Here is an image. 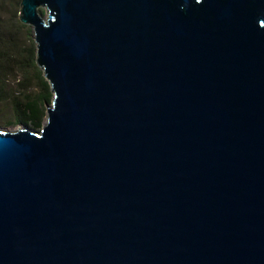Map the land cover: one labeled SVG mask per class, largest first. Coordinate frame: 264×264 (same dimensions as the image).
Returning a JSON list of instances; mask_svg holds the SVG:
<instances>
[{
	"label": "water",
	"instance_id": "95a60500",
	"mask_svg": "<svg viewBox=\"0 0 264 264\" xmlns=\"http://www.w3.org/2000/svg\"><path fill=\"white\" fill-rule=\"evenodd\" d=\"M52 91L0 129V264H264V0H21Z\"/></svg>",
	"mask_w": 264,
	"mask_h": 264
},
{
	"label": "trees",
	"instance_id": "16d2710c",
	"mask_svg": "<svg viewBox=\"0 0 264 264\" xmlns=\"http://www.w3.org/2000/svg\"><path fill=\"white\" fill-rule=\"evenodd\" d=\"M21 0H0V104L10 105L7 124L42 127L45 104L53 96L49 82L36 63V43L30 25L19 18ZM39 91L28 94L33 79Z\"/></svg>",
	"mask_w": 264,
	"mask_h": 264
},
{
	"label": "rangeland",
	"instance_id": "374dc122",
	"mask_svg": "<svg viewBox=\"0 0 264 264\" xmlns=\"http://www.w3.org/2000/svg\"><path fill=\"white\" fill-rule=\"evenodd\" d=\"M37 80H38L37 78L33 79L32 84L29 86L30 88L27 90L28 94H36V93H38L39 87L37 86V84H38ZM51 102H52V96L50 97L49 101L45 104V107L47 108V106L50 105ZM9 108H10V105H9L8 102L0 104V129L1 130H7V131H13V130L18 129L19 127H23V124H7L6 121L8 120L9 113H10ZM46 117H47V110H46V116H45V119H44V123L42 124V126L46 122ZM25 125H27V127L29 129H31V130L36 128L30 123L29 124H25ZM40 128H37V129H40Z\"/></svg>",
	"mask_w": 264,
	"mask_h": 264
}]
</instances>
